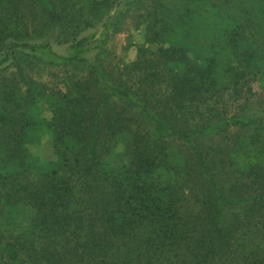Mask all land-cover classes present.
I'll list each match as a JSON object with an SVG mask.
<instances>
[{
	"label": "trees",
	"instance_id": "16d2710c",
	"mask_svg": "<svg viewBox=\"0 0 264 264\" xmlns=\"http://www.w3.org/2000/svg\"><path fill=\"white\" fill-rule=\"evenodd\" d=\"M21 1L0 0V264H264V0H153L110 69L87 28L126 0H30L40 30ZM60 63L86 74L41 79Z\"/></svg>",
	"mask_w": 264,
	"mask_h": 264
},
{
	"label": "rangeland",
	"instance_id": "374dc122",
	"mask_svg": "<svg viewBox=\"0 0 264 264\" xmlns=\"http://www.w3.org/2000/svg\"><path fill=\"white\" fill-rule=\"evenodd\" d=\"M126 1V5L123 4V7H119V15L117 14V17H119V23L113 22L111 26L105 30L104 34H102L103 28L99 26V23H96L94 26H92V28H87L89 31H94L96 39L103 38V44L90 53L89 62L97 61L100 62L106 69H110L115 67L116 64L120 65L123 62L126 63L132 61L136 57L137 47L141 44H144L146 27L149 22L148 13L151 9L150 7L153 0ZM20 5H22V14L25 12L24 18L30 26V29L36 27L35 30H40L42 26H38V24H40L39 11L32 4H30V0H22ZM114 10L115 7H112L111 9L108 8L106 12L109 11L108 14H110L113 13ZM105 17L106 15L104 18ZM73 31H75L74 27L70 29H64L61 37L70 38ZM63 39L66 38H62L61 40ZM91 45L95 46L96 44L93 43ZM54 46L60 53L65 52V50L60 48L61 46L57 43H55ZM148 46L151 47V49L156 48V45L154 44ZM81 71L82 68H80V66L74 68V65H63L60 63L53 67L44 68V70L41 71L43 76L41 79L46 81L49 85H53L57 81L67 80L66 77H68L69 74L76 76H82L86 74V70H84L82 73ZM256 97H254L252 100H254ZM255 101L256 100L253 101L254 110H256L258 106ZM261 109L262 107H259V110ZM44 116L49 118V112H45ZM34 150L37 152L40 151V155L43 157H51V134L49 132H45L43 134L39 145L35 146Z\"/></svg>",
	"mask_w": 264,
	"mask_h": 264
}]
</instances>
